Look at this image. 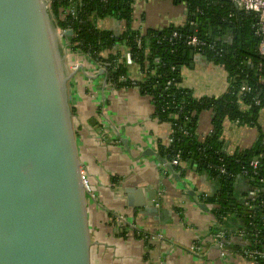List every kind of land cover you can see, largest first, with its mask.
Masks as SVG:
<instances>
[{
	"label": "crops",
	"instance_id": "crops-1",
	"mask_svg": "<svg viewBox=\"0 0 264 264\" xmlns=\"http://www.w3.org/2000/svg\"><path fill=\"white\" fill-rule=\"evenodd\" d=\"M113 21L107 18L97 26L115 33L126 30L125 23L116 27ZM185 24L183 5L171 0L134 2L130 23L133 31L144 34L149 29L161 31ZM185 57L180 70L181 88L190 90L196 99L217 98L227 91L229 80L222 66L195 51L192 57L189 54ZM67 62L80 67L70 82L69 91L80 161L96 195L95 200L88 197L93 201L88 207L91 264H253L240 254L243 240L235 236L239 231L237 223L228 222L221 228L225 233L226 255L221 256L215 245L219 225L210 212L212 206L204 203L206 210H203L199 203H203L201 196L213 193L216 185L205 173L183 165L184 175L174 169L179 177L176 180L159 160L166 161L160 155V148L167 144L170 126L154 117L149 97L135 87L112 90L104 84V71L87 56L68 54ZM129 76L140 80L136 66L130 67ZM85 106H88L86 115L83 114ZM211 118L208 111L200 114L196 129L199 140L211 132ZM258 122L263 125L260 130L264 135V113ZM242 127L230 121L223 125L220 140L227 153L248 149L251 141L257 139ZM229 131L236 133L233 142ZM147 186L156 190L153 206L156 213L129 207L123 193L124 187ZM249 193L246 180L238 179L235 195L242 197ZM146 234H158L162 239L149 240Z\"/></svg>",
	"mask_w": 264,
	"mask_h": 264
},
{
	"label": "trees",
	"instance_id": "trees-1",
	"mask_svg": "<svg viewBox=\"0 0 264 264\" xmlns=\"http://www.w3.org/2000/svg\"><path fill=\"white\" fill-rule=\"evenodd\" d=\"M49 1L55 26L61 31L73 32L67 38L68 54L88 56L93 63L104 66L108 84H115L119 89L135 87L149 97L154 117L170 126L168 138L172 142L167 138V144L161 146V157L169 161L178 154L179 165L174 169L181 171V175H184L182 169L191 170L194 164L197 172L205 173L216 189L205 198L202 195L200 201L212 206L210 212L221 228L228 222L237 223L238 230L244 233L242 248L264 253V135L258 124L260 114L264 113V57L257 52L259 41L254 35L252 16L226 0H171L184 6L186 24L161 31L149 29L140 36V32L130 27L135 0ZM107 18L125 23L126 30L115 33L98 28V22ZM190 22L197 23L198 37L213 41L218 51L217 54L208 50L198 53L222 66L227 73L228 89L217 98L196 99L190 90L179 86L187 47L169 38L174 31L190 35ZM135 37L141 38L140 47ZM124 52L131 54L132 64L142 75L134 86L128 77L130 66L123 58ZM123 77L127 78L125 82L120 81ZM172 79L173 83L167 86ZM242 87L249 91L241 92ZM254 99L259 101L258 105ZM205 111L211 113L212 130L199 140L198 119ZM225 121L255 127L257 139L253 146L227 153L220 140ZM255 158L259 165L252 173L248 164ZM221 163L229 175L219 176L213 169ZM240 178L246 180L250 191L258 192L251 209L245 205L251 200L249 194L235 195V183ZM257 262L264 264V256Z\"/></svg>",
	"mask_w": 264,
	"mask_h": 264
},
{
	"label": "water",
	"instance_id": "water-1",
	"mask_svg": "<svg viewBox=\"0 0 264 264\" xmlns=\"http://www.w3.org/2000/svg\"><path fill=\"white\" fill-rule=\"evenodd\" d=\"M72 34L55 26L49 0H0V264H91L69 91L80 67L63 45ZM123 193L129 207L157 212L155 189Z\"/></svg>",
	"mask_w": 264,
	"mask_h": 264
},
{
	"label": "built area",
	"instance_id": "built-area-1",
	"mask_svg": "<svg viewBox=\"0 0 264 264\" xmlns=\"http://www.w3.org/2000/svg\"><path fill=\"white\" fill-rule=\"evenodd\" d=\"M228 2H230L231 4H233L238 10L243 11L244 13L251 15L253 18V30H254V35L255 37L258 38V46H257V52L258 55L260 57H264V0H226ZM69 13H73V9L68 10ZM198 12V11H197ZM189 26L191 27H196L197 23L195 22H190ZM68 31V30H66ZM144 35V34H140ZM66 39V38H63ZM67 40V39H66ZM136 43L138 45V47H140L141 45V38L140 37H135ZM170 41L172 42H176V41H181L182 44H184L187 48L195 51V52H203L204 50H208L211 52H215L216 54L218 53L217 49H216V45L213 41L211 42H207L201 38H199L198 36L193 35V33H191L190 35H183L181 33H178L176 31L172 32L171 37L169 38ZM123 58L126 62V64L128 66H132V60H131V54L129 52H124L123 53ZM88 57V56H87ZM89 58V57H88ZM90 60V58H89ZM92 62V61H91ZM96 64V63H95ZM101 67V69L105 72V68L104 66L97 64ZM78 67V65H73L71 66L72 69H76ZM140 74V72H139ZM140 76L142 77V75L140 74ZM129 79H130V83L132 86L135 85V79L131 78L128 75ZM126 77H123L120 79V81L125 82L126 81ZM105 80H106V76H105ZM107 83V82H106ZM173 83V79L169 80L166 85L169 86ZM108 84V83H107ZM108 86L112 89V90H116L119 89L117 85L115 84H108ZM241 92H246L249 91L248 88L246 87H242L240 89ZM256 104H259L258 100H255ZM211 132L208 134L210 135ZM168 142H172V138H168ZM264 143V142H263ZM261 155H259L258 158H260ZM258 158L252 159L248 166L249 168L252 170V173H255V170L257 169L258 165H259V160ZM179 160L180 157L179 155H175L172 159H170L169 161H166V163L168 165H170L171 167L175 168L179 165ZM221 161V160H220ZM217 174L219 176H224V175H229L228 172L225 169V166L221 163L219 166L214 167L213 168ZM81 173V180L82 183L86 189V193H87V197L91 198L92 200L96 199V195L94 193V191L91 189L89 182H88V176H87V171L86 168L82 167L80 170ZM244 175H247V172L244 171L243 172ZM160 195V193L158 194ZM258 195V192L256 191H250L249 196L251 198L250 202H246L245 205L247 206L248 209L252 208V203L255 201L256 197ZM207 195H203V197L205 198ZM120 223L122 222L121 218H118ZM219 231L217 233V236L215 238V245L217 246V248L220 251V255L224 256L226 255V250H225V243H224V237H225V233L224 230L221 229V226H218ZM244 235L243 231H238L236 233L235 236L242 238ZM145 237L149 240H153V241H159L162 239L161 235L158 234H146ZM240 254L248 259L249 261H251L253 264H258L257 259L259 257L264 256V253L261 251H258L256 249L254 250H248L246 248H242L240 251Z\"/></svg>",
	"mask_w": 264,
	"mask_h": 264
},
{
	"label": "rangeland",
	"instance_id": "rangeland-1",
	"mask_svg": "<svg viewBox=\"0 0 264 264\" xmlns=\"http://www.w3.org/2000/svg\"><path fill=\"white\" fill-rule=\"evenodd\" d=\"M180 5V4H179ZM114 23H115V26L116 27H121V25H122V23L121 22H117L116 20L115 21H113ZM63 45L65 46V45H68V41L66 40V39H63ZM69 46V45H68ZM68 46H67V49H68ZM203 58H205L204 56H203ZM206 63H208L207 62V60L205 59L204 60ZM208 64H210V62L208 63ZM184 67V66H183ZM209 68V67H208ZM210 69H212V66H210ZM78 77V79H79V81L81 80V76L80 75H78L77 76ZM92 87L94 88V81L92 82ZM93 88H92V90H93ZM89 106V105H88ZM88 106H85L84 107V112H83V114L84 115H86V114H88ZM106 112V111H105ZM93 114H95V112H93ZM92 117V116H91ZM259 121V120H258ZM226 122H229V121H225L224 122V124L226 123ZM223 124V125H224ZM258 124L260 125L259 127L262 129V127H263V125L261 124V122H258ZM244 127H246V128H244ZM244 127H242V128H244L246 131H251V133L252 134H254L255 135V137L257 136V132H256V128L255 127H251V126H245L244 125ZM255 129V130H254ZM238 131H240V130H238ZM244 131V130H243ZM229 133V139H230V141L231 142H233V139L232 138H235L236 137V133L234 132V133H231V131H229L228 132ZM255 140H256V138L254 139V140H252L251 141V139L250 140H248V141H246V143H244L245 145H243V147H245V146H247L249 143H250V141H251V143H250V145L249 146H253V144L255 143ZM88 182H89V185H91L90 184V181H89V179H88ZM91 187V186H90ZM90 202H93L91 199H89L88 200V207L90 206Z\"/></svg>",
	"mask_w": 264,
	"mask_h": 264
}]
</instances>
